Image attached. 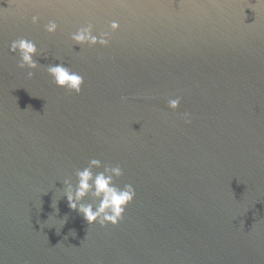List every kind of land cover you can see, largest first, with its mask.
Here are the masks:
<instances>
[{
  "label": "water",
  "instance_id": "95a60500",
  "mask_svg": "<svg viewBox=\"0 0 264 264\" xmlns=\"http://www.w3.org/2000/svg\"><path fill=\"white\" fill-rule=\"evenodd\" d=\"M89 24L107 46L74 44ZM21 38L31 78L9 51ZM91 159L135 189L115 226L63 197ZM0 264H264V3L0 0Z\"/></svg>",
  "mask_w": 264,
  "mask_h": 264
},
{
  "label": "clouds",
  "instance_id": "9594fccd",
  "mask_svg": "<svg viewBox=\"0 0 264 264\" xmlns=\"http://www.w3.org/2000/svg\"><path fill=\"white\" fill-rule=\"evenodd\" d=\"M260 3H264V0H260ZM38 19L39 17L34 15L31 17V22L36 24ZM57 27V23L50 20L44 26V31L52 34L57 30ZM109 27L114 31L118 28V24L113 21ZM70 39L74 44L79 46L85 44L89 47L97 44L107 46L109 43V33L102 32L99 36L93 35L92 26L89 24L88 26L77 28L71 34ZM9 51L18 53L19 63L17 66L20 69H29L27 76L31 78L33 75L31 70L39 66L38 61L33 58L37 55L36 45L31 40L21 38L11 42ZM46 71L57 87L76 94L81 92V86L84 82L83 77L79 73L69 69L63 63L49 64L46 67ZM121 99L125 100L126 97L122 96ZM179 104V97L168 101V107L171 109H176ZM183 118L185 123H190L188 113H184ZM101 167H103L102 171L93 173L92 170L94 168L99 169ZM122 175L123 170L119 165L109 166L104 164L102 166L99 159H91L87 167L75 172L77 180L75 187L69 179L63 180V197L67 200L68 208L82 216L88 225H92L93 223H98L100 227H105L109 224L112 226L117 225L123 218L126 206L135 197V189L131 184H124L120 187L115 183ZM85 197H90L91 202L83 203L82 201ZM57 200H53V208H56ZM66 220L67 217L61 220V227L66 223ZM71 234L74 236L75 232L73 231Z\"/></svg>",
  "mask_w": 264,
  "mask_h": 264
}]
</instances>
